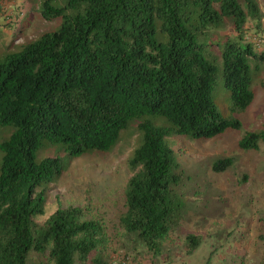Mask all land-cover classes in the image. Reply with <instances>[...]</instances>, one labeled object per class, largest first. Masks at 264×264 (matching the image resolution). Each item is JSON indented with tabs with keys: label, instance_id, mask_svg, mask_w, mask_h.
<instances>
[{
	"label": "trees",
	"instance_id": "obj_1",
	"mask_svg": "<svg viewBox=\"0 0 264 264\" xmlns=\"http://www.w3.org/2000/svg\"><path fill=\"white\" fill-rule=\"evenodd\" d=\"M38 12L54 28L0 57V264L42 256L48 264H107L106 226L83 208H60L44 225L35 219L45 214L54 179L67 172V156L110 153L135 122L140 137L127 160L132 176L119 222L126 236L161 255L185 207L184 173L168 139L242 129L212 93L221 77L235 113L253 105L264 63L248 36L264 35L258 1L43 0ZM8 15L1 3L0 16ZM228 25L233 33L220 37ZM261 145L264 131L238 146ZM50 149L56 156H43ZM234 164L221 158L212 171ZM186 240L190 252L200 243L195 235Z\"/></svg>",
	"mask_w": 264,
	"mask_h": 264
},
{
	"label": "rangeland",
	"instance_id": "obj_2",
	"mask_svg": "<svg viewBox=\"0 0 264 264\" xmlns=\"http://www.w3.org/2000/svg\"><path fill=\"white\" fill-rule=\"evenodd\" d=\"M43 0H0L8 16H0V57L27 40L53 29L38 12ZM263 13L264 0H257ZM20 19L16 20L19 12ZM233 33L228 25L220 37ZM252 37L258 53L264 51V35ZM252 35V36H251ZM225 41L221 38V43ZM218 52V51H216ZM254 76L256 98L247 112L232 110L230 91L219 77L212 98L227 118L242 123L239 131H228L210 140H191L174 136L168 144L175 151L184 173L179 193L185 205L180 223L163 243L159 256H153L135 237L126 236L119 218L124 212V191L131 178L128 158L138 146V122L122 133L120 143L110 153H96L74 159L66 157L69 168L55 178L47 195L45 214L35 219L44 225L60 208L81 207L87 219L102 221L109 246L107 264H264V145L259 151H242L239 141L248 133L264 131V63ZM2 129V128H0ZM0 132V143L5 139ZM43 156L55 157L54 149ZM1 157V154H0ZM232 157L233 168L224 173L212 171L215 161ZM200 243L193 252L187 236ZM34 264H48L42 256Z\"/></svg>",
	"mask_w": 264,
	"mask_h": 264
},
{
	"label": "built area",
	"instance_id": "obj_3",
	"mask_svg": "<svg viewBox=\"0 0 264 264\" xmlns=\"http://www.w3.org/2000/svg\"><path fill=\"white\" fill-rule=\"evenodd\" d=\"M113 264H118L117 262H113Z\"/></svg>",
	"mask_w": 264,
	"mask_h": 264
}]
</instances>
